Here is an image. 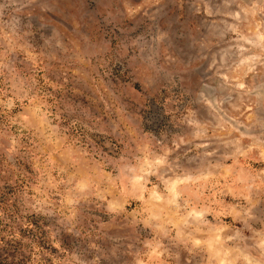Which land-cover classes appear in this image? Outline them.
Returning a JSON list of instances; mask_svg holds the SVG:
<instances>
[{
  "label": "rangeland",
  "instance_id": "obj_1",
  "mask_svg": "<svg viewBox=\"0 0 264 264\" xmlns=\"http://www.w3.org/2000/svg\"><path fill=\"white\" fill-rule=\"evenodd\" d=\"M0 264H264V0H0Z\"/></svg>",
  "mask_w": 264,
  "mask_h": 264
}]
</instances>
